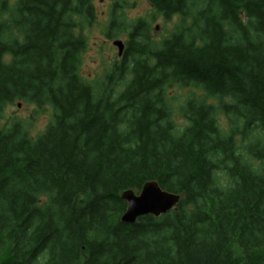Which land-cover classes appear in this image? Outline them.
Here are the masks:
<instances>
[{"label":"trees","instance_id":"1","mask_svg":"<svg viewBox=\"0 0 264 264\" xmlns=\"http://www.w3.org/2000/svg\"><path fill=\"white\" fill-rule=\"evenodd\" d=\"M122 2L93 79L92 0H0V264H264V0H148L129 24ZM16 101L31 116L2 125ZM149 182L176 208L122 223Z\"/></svg>","mask_w":264,"mask_h":264},{"label":"rangeland","instance_id":"2","mask_svg":"<svg viewBox=\"0 0 264 264\" xmlns=\"http://www.w3.org/2000/svg\"><path fill=\"white\" fill-rule=\"evenodd\" d=\"M115 1L116 0H92L94 8V24L91 28L87 27V29H84L83 31L87 37V42L85 43L86 52L82 56L83 62L81 64V72L83 76H92L93 79H95L99 74H102L104 69H108V67L114 62V58H118V56H116L118 48L114 45V42L121 41L124 43L126 40L125 35H119L120 33L115 39L109 40L105 38V33L102 32L105 31L108 20L111 16V10H114L115 8V5H113ZM148 4V0H125V3L122 2L117 6V8H120L118 11L121 13L118 17H122L121 19H117L120 21L127 20L129 24L138 17L143 18V16L151 10L150 5ZM175 22L176 17L167 24L168 28L172 27ZM152 28L153 29L151 30L154 32L153 37L155 40L160 39L162 35L164 36L166 30L164 28H166V25L164 24L163 18L157 17ZM78 29H75L73 32L78 34ZM170 94H172V92H170ZM32 107L34 106L25 102H14V104L6 107L1 124L4 125L11 119L26 120L32 114L34 109ZM48 117L49 116L45 112H43V114H38L36 116L35 125L31 127L29 133L34 135L35 132L37 133V131L42 130L43 127H45L47 122L46 119H48ZM175 121L176 125H182L183 123V120L179 116H176Z\"/></svg>","mask_w":264,"mask_h":264},{"label":"water","instance_id":"3","mask_svg":"<svg viewBox=\"0 0 264 264\" xmlns=\"http://www.w3.org/2000/svg\"><path fill=\"white\" fill-rule=\"evenodd\" d=\"M114 45L118 48L120 56L123 44L118 41L114 42ZM121 197L126 203V209L121 214L120 221L126 225L134 224L139 217L146 215L158 218L176 208L179 202L178 196L163 191L156 182L146 183L137 194L125 191Z\"/></svg>","mask_w":264,"mask_h":264}]
</instances>
